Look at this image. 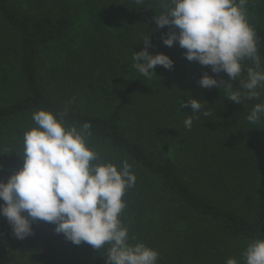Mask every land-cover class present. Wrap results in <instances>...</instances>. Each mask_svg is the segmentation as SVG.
<instances>
[{
  "label": "trees",
  "instance_id": "trees-1",
  "mask_svg": "<svg viewBox=\"0 0 264 264\" xmlns=\"http://www.w3.org/2000/svg\"><path fill=\"white\" fill-rule=\"evenodd\" d=\"M0 264H264V0H0Z\"/></svg>",
  "mask_w": 264,
  "mask_h": 264
}]
</instances>
